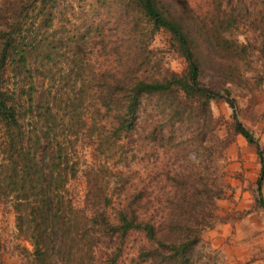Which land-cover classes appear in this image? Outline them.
I'll list each match as a JSON object with an SVG mask.
<instances>
[{"label":"trees","instance_id":"trees-1","mask_svg":"<svg viewBox=\"0 0 264 264\" xmlns=\"http://www.w3.org/2000/svg\"><path fill=\"white\" fill-rule=\"evenodd\" d=\"M55 1L0 0V192L24 193L5 200L32 248L16 247L23 264H223L202 234L220 221L216 202L228 190L233 140L219 135L221 120L210 109L218 96L203 81L264 83V0H126L132 22L122 24L116 69L102 74L112 84L89 91L102 129L112 130L118 148L131 147L132 166H123L114 186L99 178L104 168L88 167L81 203L66 196L58 163L41 166L37 134L35 149L25 150L31 138L20 123V89L11 83L12 73H29L26 54L35 49L34 30H22L23 6L35 13ZM159 31L185 61L182 73L150 48ZM232 129L256 144L242 124ZM257 155L260 188L264 153Z\"/></svg>","mask_w":264,"mask_h":264},{"label":"rangeland","instance_id":"rangeland-1","mask_svg":"<svg viewBox=\"0 0 264 264\" xmlns=\"http://www.w3.org/2000/svg\"><path fill=\"white\" fill-rule=\"evenodd\" d=\"M23 7L22 13L28 15L22 30H34L35 49L26 54L29 73L23 77L18 71L12 73L11 83L20 89V123L31 138L26 139L25 150L35 149L37 134L41 166L47 169L58 163L57 177L66 185V196L81 203L88 167L104 168L99 178L114 186L124 179L120 172L126 173L125 167L132 166L131 147L118 148L112 130L102 129L96 95L89 91L100 90L106 81L112 84L102 74L112 73L118 65L116 47L122 38V24L132 22V13L126 0H56L53 6L35 13L30 3ZM129 36L127 31L124 38ZM150 48L163 55L172 71L182 73L186 68L180 56L169 52L170 38L165 32L154 35ZM203 85L218 96L210 102V109L213 117L221 120L219 135L233 143L226 150L224 180L228 190L216 202L220 221L204 231L202 239L216 250L223 264H264V207L260 204L264 202V178L259 188L261 163L257 155L258 151L264 153V83H251L248 88L225 86L213 78L204 80ZM224 98L234 102L236 120ZM235 122L254 136L255 145L233 132ZM120 156L127 158L124 164ZM22 194L0 192V264H23L17 246L32 250L18 233L14 211L5 201Z\"/></svg>","mask_w":264,"mask_h":264},{"label":"water","instance_id":"water-1","mask_svg":"<svg viewBox=\"0 0 264 264\" xmlns=\"http://www.w3.org/2000/svg\"><path fill=\"white\" fill-rule=\"evenodd\" d=\"M225 102L228 104L231 112L233 120H236V108L234 102L229 98H224Z\"/></svg>","mask_w":264,"mask_h":264}]
</instances>
